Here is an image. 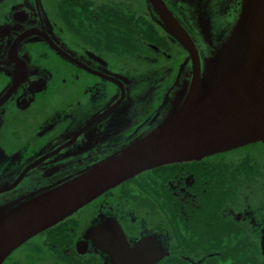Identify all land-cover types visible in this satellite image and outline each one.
<instances>
[{
    "label": "flooded vegetation",
    "instance_id": "obj_1",
    "mask_svg": "<svg viewBox=\"0 0 264 264\" xmlns=\"http://www.w3.org/2000/svg\"><path fill=\"white\" fill-rule=\"evenodd\" d=\"M160 1L201 59L239 4ZM190 72L148 0H0V208L154 132ZM1 264H264V143L145 169Z\"/></svg>",
    "mask_w": 264,
    "mask_h": 264
},
{
    "label": "water",
    "instance_id": "obj_2",
    "mask_svg": "<svg viewBox=\"0 0 264 264\" xmlns=\"http://www.w3.org/2000/svg\"><path fill=\"white\" fill-rule=\"evenodd\" d=\"M148 1L187 51L189 81L154 132L58 188L1 207L0 264L28 238L145 169L264 143V0H239L233 22L214 32L220 40L203 59L162 2ZM202 30L211 37L207 24Z\"/></svg>",
    "mask_w": 264,
    "mask_h": 264
}]
</instances>
